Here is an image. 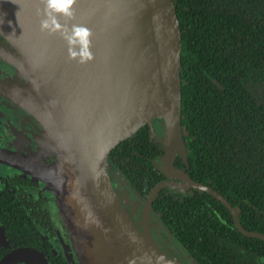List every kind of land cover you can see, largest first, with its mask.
<instances>
[{
  "label": "water",
  "instance_id": "obj_1",
  "mask_svg": "<svg viewBox=\"0 0 264 264\" xmlns=\"http://www.w3.org/2000/svg\"><path fill=\"white\" fill-rule=\"evenodd\" d=\"M43 8L41 0H0V59L15 69L0 77V96L36 125L38 150L53 161L2 147L0 161L38 177L52 193L67 264H199L169 229L166 244L175 252L154 238L148 209L165 186L207 192L229 210L239 232L264 241V234L241 225L224 196L173 165L183 148L182 37L174 1L76 0L67 23L92 31L94 59L86 64L68 59L58 34L40 31L37 11ZM144 126L164 149L153 164L180 183L153 185L136 223L111 182L110 153ZM7 128L15 126L9 121ZM21 263L49 264L46 253L31 246L0 258V264Z\"/></svg>",
  "mask_w": 264,
  "mask_h": 264
},
{
  "label": "trees",
  "instance_id": "obj_2",
  "mask_svg": "<svg viewBox=\"0 0 264 264\" xmlns=\"http://www.w3.org/2000/svg\"><path fill=\"white\" fill-rule=\"evenodd\" d=\"M173 1L186 171L224 196L246 230L264 234V0ZM148 131L140 128L110 153L143 196L162 177L152 164L162 149ZM153 208L199 264H264V241L239 232L207 192L165 189ZM24 245L46 252L49 264H67L57 244Z\"/></svg>",
  "mask_w": 264,
  "mask_h": 264
},
{
  "label": "flooded vegetation",
  "instance_id": "obj_3",
  "mask_svg": "<svg viewBox=\"0 0 264 264\" xmlns=\"http://www.w3.org/2000/svg\"><path fill=\"white\" fill-rule=\"evenodd\" d=\"M0 41L5 42L2 36H0ZM14 73V67L0 59V77H11ZM17 114L19 115V111L14 109V105L0 96V147L22 151L33 157H38L39 159L43 158L45 162L49 164L52 163L53 157L51 155L46 157L38 150L37 136L41 134L39 129L35 128L36 125L32 126L28 119H21L22 114L20 117H18ZM15 117H17V120H15ZM9 121L14 124L15 129L7 128ZM154 128L156 132H158L155 123ZM155 142L159 144L162 152L152 157V164L154 159L164 153L160 141L157 140ZM181 143L183 144V140ZM23 145L26 149L25 147L23 148ZM177 159L179 160L178 164H176ZM173 165L187 173L184 147L181 148L179 146L177 149ZM111 166L109 173L113 187L118 197L124 199V208L136 223H140L141 221L144 200L153 185L162 180L180 183L178 179H171L165 176L159 170V167L154 165L162 177L151 185L145 196H143L129 179L126 178L123 172H120L115 163H112ZM20 172L21 171L13 165L0 161V258L14 248L26 246L24 245L26 242H33L34 245L40 242L45 246L52 245V247H55L57 244L59 247L56 227H58L57 225L60 220L52 193L48 191L38 177L33 175L30 176V174L23 175ZM165 189L178 191L170 186H165L154 195L148 209V222L150 226L154 225V227L152 226L151 228L154 238L157 241L160 240L164 242L158 243L161 246L166 245L174 251L171 245L166 244V235L169 236L167 231L162 233L163 231H160V228H158L161 226L165 227V224L161 220L159 213L153 208L154 198L160 191ZM191 189L193 188H189L184 192H188ZM136 206H139V208H136ZM52 251L56 253L55 248H53Z\"/></svg>",
  "mask_w": 264,
  "mask_h": 264
},
{
  "label": "clouds",
  "instance_id": "obj_4",
  "mask_svg": "<svg viewBox=\"0 0 264 264\" xmlns=\"http://www.w3.org/2000/svg\"><path fill=\"white\" fill-rule=\"evenodd\" d=\"M43 10H38L41 17L39 29L48 35H59L67 45L68 59L78 64H86L94 59L92 53V31L84 26L72 24L69 27L67 21L74 18V5L76 0H41ZM60 17L65 19L62 23Z\"/></svg>",
  "mask_w": 264,
  "mask_h": 264
},
{
  "label": "rangeland",
  "instance_id": "obj_5",
  "mask_svg": "<svg viewBox=\"0 0 264 264\" xmlns=\"http://www.w3.org/2000/svg\"><path fill=\"white\" fill-rule=\"evenodd\" d=\"M15 120H17V118L15 119ZM183 154V153H182ZM184 155V154H183ZM121 200H122V202H124V199H122V198H120ZM136 208H139V206H136ZM157 227V226H156ZM158 228H160V231H163L162 233H165V231H167L166 230V227H163V226H161V227H158ZM166 237L167 238H169V236H167L166 235ZM159 239H162V238H159ZM163 240V239H162ZM158 242H162V241H160V240H158ZM162 243H164V242H162Z\"/></svg>",
  "mask_w": 264,
  "mask_h": 264
}]
</instances>
